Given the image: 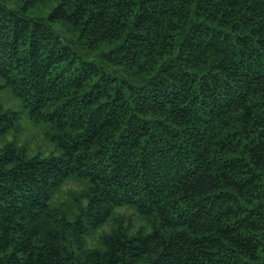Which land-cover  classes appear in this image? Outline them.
Returning a JSON list of instances; mask_svg holds the SVG:
<instances>
[{
	"label": "trees",
	"instance_id": "obj_1",
	"mask_svg": "<svg viewBox=\"0 0 264 264\" xmlns=\"http://www.w3.org/2000/svg\"><path fill=\"white\" fill-rule=\"evenodd\" d=\"M4 91L0 264H264V0H0Z\"/></svg>",
	"mask_w": 264,
	"mask_h": 264
},
{
	"label": "rangeland",
	"instance_id": "obj_2",
	"mask_svg": "<svg viewBox=\"0 0 264 264\" xmlns=\"http://www.w3.org/2000/svg\"><path fill=\"white\" fill-rule=\"evenodd\" d=\"M0 105H2L4 108L12 107L18 111L21 109L20 103L16 99H13L6 91L0 92ZM20 124L21 130L19 134L15 136L9 135L6 137V141H14L18 146L25 147L29 156L40 154L41 157H46L51 153H54L55 155L58 154L57 151L55 152L54 145L46 138L45 134L48 130L46 125L33 124L28 119L26 114L21 117ZM84 188L85 187L83 184L79 181H69L65 184V186H63L62 190L55 198V205L60 208L63 207L65 210H75V205L77 202H79ZM116 216L124 226H126L128 223H131V229H138L140 226L144 225V222L136 217L133 210L131 209L125 208L118 210ZM109 229V226L105 227L102 231H99L96 234V237L99 236L103 231L108 232ZM96 239L97 238H93V240L90 242V245H95Z\"/></svg>",
	"mask_w": 264,
	"mask_h": 264
},
{
	"label": "bare ground",
	"instance_id": "obj_3",
	"mask_svg": "<svg viewBox=\"0 0 264 264\" xmlns=\"http://www.w3.org/2000/svg\"><path fill=\"white\" fill-rule=\"evenodd\" d=\"M129 233V232H128Z\"/></svg>",
	"mask_w": 264,
	"mask_h": 264
}]
</instances>
